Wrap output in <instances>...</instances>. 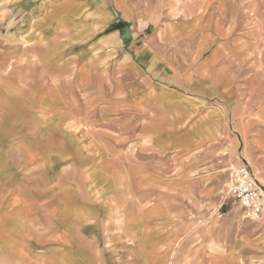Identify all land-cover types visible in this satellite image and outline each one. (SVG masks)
Returning <instances> with one entry per match:
<instances>
[{"label":"crops","instance_id":"1","mask_svg":"<svg viewBox=\"0 0 264 264\" xmlns=\"http://www.w3.org/2000/svg\"><path fill=\"white\" fill-rule=\"evenodd\" d=\"M264 0H0V264H264Z\"/></svg>","mask_w":264,"mask_h":264},{"label":"built area","instance_id":"2","mask_svg":"<svg viewBox=\"0 0 264 264\" xmlns=\"http://www.w3.org/2000/svg\"><path fill=\"white\" fill-rule=\"evenodd\" d=\"M225 186L226 194L238 203L244 217L254 219L264 212V187L247 164L233 166Z\"/></svg>","mask_w":264,"mask_h":264},{"label":"rangeland","instance_id":"3","mask_svg":"<svg viewBox=\"0 0 264 264\" xmlns=\"http://www.w3.org/2000/svg\"><path fill=\"white\" fill-rule=\"evenodd\" d=\"M241 162H244L245 164H247L245 161L237 160V161L235 162V160L233 159V160L231 161V163H228L229 169L226 170V173H225V174H229V173H230V169H231L233 166H235V165H237V164H239V163H241ZM228 177H229V175H228ZM227 179H228V178H227ZM227 179L224 181V183L227 182ZM222 194H223V196L226 195V186H225V185L223 186V193H222ZM227 199H230L231 202L233 201L234 203H236V204L238 205V203H237L235 200H233L230 196H228Z\"/></svg>","mask_w":264,"mask_h":264}]
</instances>
